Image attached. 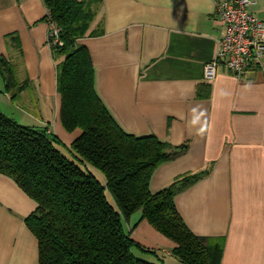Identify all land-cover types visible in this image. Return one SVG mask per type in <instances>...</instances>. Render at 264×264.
Instances as JSON below:
<instances>
[{
    "label": "crops",
    "instance_id": "obj_1",
    "mask_svg": "<svg viewBox=\"0 0 264 264\" xmlns=\"http://www.w3.org/2000/svg\"><path fill=\"white\" fill-rule=\"evenodd\" d=\"M217 1L87 0L93 34L78 42L89 54L95 92L125 132L186 144L154 170L150 191L204 172L174 196L184 223L197 236L222 239L220 264H264V58L240 78L222 68L213 79L203 78L220 35ZM249 10L264 22V0H252ZM46 12L42 0H0V56L13 64L17 85L25 86L15 101L1 91L20 112L17 123L47 128L66 149L81 130L69 132L60 120L56 64L62 57L47 44ZM9 107L0 110L8 115ZM34 209L35 202L0 173V264H38L37 240L24 223ZM123 227L163 263L172 257L174 243L140 212Z\"/></svg>",
    "mask_w": 264,
    "mask_h": 264
},
{
    "label": "trees",
    "instance_id": "obj_2",
    "mask_svg": "<svg viewBox=\"0 0 264 264\" xmlns=\"http://www.w3.org/2000/svg\"><path fill=\"white\" fill-rule=\"evenodd\" d=\"M42 2L44 19L58 24L62 41L51 47L55 58L62 57L56 64L60 120L69 132L81 130L66 150L83 167L62 152L61 141L47 128L21 125L0 110V173L35 202L24 223L37 240L38 264H164L156 251L141 247L124 229L123 222L135 212L174 243L170 253L178 264H220L222 239L195 235L174 204L177 192L204 172L176 177L155 192L149 189L154 170L182 154L186 144L172 146L153 135L125 132L95 92L89 54L78 42L91 33L89 3ZM0 75L2 91L15 101L25 86L17 85L14 66L3 56Z\"/></svg>",
    "mask_w": 264,
    "mask_h": 264
},
{
    "label": "built area",
    "instance_id": "obj_3",
    "mask_svg": "<svg viewBox=\"0 0 264 264\" xmlns=\"http://www.w3.org/2000/svg\"><path fill=\"white\" fill-rule=\"evenodd\" d=\"M252 0H218L216 16L220 22L215 55L203 66V78L213 79L219 68L237 77L262 66L264 22L249 7ZM47 44L62 45L58 24L47 17Z\"/></svg>",
    "mask_w": 264,
    "mask_h": 264
},
{
    "label": "rangeland",
    "instance_id": "obj_4",
    "mask_svg": "<svg viewBox=\"0 0 264 264\" xmlns=\"http://www.w3.org/2000/svg\"><path fill=\"white\" fill-rule=\"evenodd\" d=\"M3 89V81H2V78H1V75H0V91ZM0 101H1V104L0 106L4 108V106H10L7 111H4L5 113H7L9 115V117L13 118V119H16V117L18 116V114H20V112H18V110L16 109V105L15 103L11 102V101H5L6 99L3 97V92L1 91L0 92ZM5 102V103H4ZM9 111V112H8ZM22 123H25V122H22ZM60 149L62 150V152L70 159L74 160L78 165H80L81 167H83L82 163L79 162L77 159H75L72 155H71V152H69L68 150L64 149V148H61ZM98 177L101 176L102 178V175H100L99 173L95 172ZM108 199L111 201L112 204H114L113 202V199L111 197V195L109 194V192H105ZM135 254L138 255V252L135 251ZM162 259V257H160ZM178 264V261L175 259V257H170V259L168 258H165L164 259V264Z\"/></svg>",
    "mask_w": 264,
    "mask_h": 264
}]
</instances>
